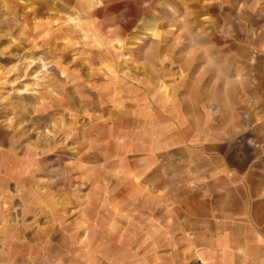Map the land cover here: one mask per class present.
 I'll list each match as a JSON object with an SVG mask.
<instances>
[{
  "label": "rangeland",
  "instance_id": "obj_1",
  "mask_svg": "<svg viewBox=\"0 0 264 264\" xmlns=\"http://www.w3.org/2000/svg\"><path fill=\"white\" fill-rule=\"evenodd\" d=\"M222 168L264 186V0H0L15 264H152L160 204Z\"/></svg>",
  "mask_w": 264,
  "mask_h": 264
},
{
  "label": "crops",
  "instance_id": "obj_2",
  "mask_svg": "<svg viewBox=\"0 0 264 264\" xmlns=\"http://www.w3.org/2000/svg\"><path fill=\"white\" fill-rule=\"evenodd\" d=\"M203 175L200 183L170 190L184 195L171 208L160 204L163 240L173 250L149 254L150 263L264 264V186L244 188L239 172L223 168ZM12 226L0 220V264H15Z\"/></svg>",
  "mask_w": 264,
  "mask_h": 264
}]
</instances>
